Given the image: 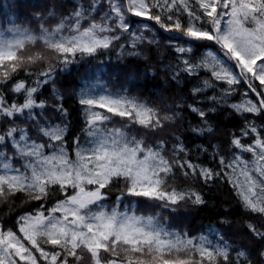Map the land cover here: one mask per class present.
Here are the masks:
<instances>
[{"label":"snow or ice","instance_id":"snow-or-ice-1","mask_svg":"<svg viewBox=\"0 0 264 264\" xmlns=\"http://www.w3.org/2000/svg\"><path fill=\"white\" fill-rule=\"evenodd\" d=\"M35 15L41 21L38 32L17 27L7 29L8 35L0 31V200L17 193L29 201H44L57 192L63 198L50 208L42 203L34 212L18 216L15 230L0 223V264H85L86 260L88 264H256L248 248L234 247L222 236L213 244L204 235L169 231L156 217L136 215L127 205L124 211L118 206L107 210L103 201L113 185L122 182L117 205L124 196L160 202L173 211L181 204H205L199 191L170 182L179 169L185 179L199 178L205 184L226 177L243 208L264 217V124L257 126L246 118L264 117V0H75L66 15L58 16L55 5L47 15ZM134 18L152 21L172 34L162 39L186 45L175 47L179 63L172 69L173 79L180 72L210 74L203 87L192 88L193 97L214 88L213 82L228 85L220 96L208 100L227 104L245 120L239 133L231 134V147L238 152L231 159L220 156V171L192 162L182 143L173 146L169 157L166 140L149 142V135L162 132L179 113H162L126 91L92 94L83 86L77 92L87 139L81 144L78 136L73 138L71 155L69 125L64 122L68 110L62 103L54 105L64 118L61 123L46 116L48 104L38 93L52 80L56 66L67 68L77 57L109 50L125 33L136 48L147 37L144 31H131ZM141 28L147 30L149 25ZM148 42L155 43L156 38ZM206 42L217 45L219 53L208 50L193 63L187 54ZM38 64L45 67L32 85L18 78L21 72L34 75L31 68ZM241 82L255 99L247 98L246 92L240 102L227 103L233 86ZM7 92L22 96V102L10 100ZM53 96L63 99L55 90ZM187 107L202 122L193 132L214 131L208 113L215 107L205 111L196 102ZM113 117L124 123L109 127ZM249 137L251 142L245 143ZM243 153H250L251 159ZM247 228L255 241L264 243V228L250 222ZM258 255L264 264V247Z\"/></svg>","mask_w":264,"mask_h":264},{"label":"trees","instance_id":"trees-1","mask_svg":"<svg viewBox=\"0 0 264 264\" xmlns=\"http://www.w3.org/2000/svg\"><path fill=\"white\" fill-rule=\"evenodd\" d=\"M75 0H0V31L7 28L18 27L29 28L38 32L41 21L36 18V13L47 15L52 6L59 14H67L73 9ZM45 5L48 7L46 8ZM63 5V7H61ZM57 16V18H58ZM99 19V17H97ZM131 31H144L145 39L136 48L130 46V35L123 34L121 40L114 43L109 50H102L92 57H77L75 63L64 68L57 65L53 73V78L46 85L42 86L38 93L40 100H45L48 107L44 110L52 123H61L64 118L55 111L54 105L62 103L68 110L66 122L69 125L67 135V146L70 155L74 145L73 138L79 137L81 144H84L87 137L82 132L84 128V116L82 108L78 104L77 92L88 86L92 93L101 88L109 93H124L132 97H137L142 102H147L151 106L158 107L163 112L179 113L176 120L168 124L162 132L149 135L148 140L155 143L156 139L163 138L167 141L166 154L171 157L173 146L182 143L187 149L188 158L204 167H209L215 171H220V156L231 159L234 150L231 147V134H238L243 127L245 117L235 114L227 104H213L208 97L220 96L222 90L228 85L213 82L214 88H207L197 96H192L193 87H203L202 81L209 79L210 74L201 70L198 75L190 76L180 72L176 79H173L178 61V54L175 52L177 44L186 46L182 40L169 42L161 37L172 34L163 32L152 21L134 18ZM56 22L52 19L47 26L51 27ZM149 25V29L141 28V25ZM153 37L155 43H149ZM120 45H124L121 49ZM208 50L219 53V48L212 42H206L193 48V52L187 54L195 63ZM138 53L132 55L131 53ZM231 63V62H228ZM43 64L34 65L31 71L35 73L27 77L24 72L19 74V79H25L32 85L38 79L39 72L44 70ZM42 79V78H41ZM11 85H9L10 87ZM235 92L228 97L227 103L240 102L247 92L248 96L255 99L247 85L241 82L234 85ZM59 92L63 99L58 101L54 98L53 92ZM6 95L10 100L22 102L23 97L10 92ZM198 103V106L208 111L215 107V112L208 113V124L213 128L212 133L204 132L198 134L192 128L202 126L200 118L188 109L187 105ZM179 105V107H177ZM36 111H40L37 109ZM248 120L253 121L257 126L264 124V117L256 118L247 115ZM23 117L17 120L20 123ZM124 123L119 117H113L108 126L119 127ZM134 131L143 133V129L132 126ZM178 138V139H177ZM245 143H250L251 138H244ZM219 153L218 155L216 153ZM243 157L249 159L250 153H243ZM180 158L184 153L179 154ZM176 187L180 189L194 188L199 191L205 204L193 206L181 204L175 211L171 208H164L160 202L149 201L145 198H134L124 196L122 202L117 205L116 197L120 194L122 182L113 185L111 193L103 201L107 210L117 207L118 210H125L128 206L130 212L136 215L154 216L166 228L180 233H187L189 236L206 234L214 242H219L221 236L234 247L243 245L251 251L252 258L256 264H260L259 250L264 247V243L255 241L247 228V224L253 223L257 227L264 228V217L246 211L239 198L235 194L232 186L227 182V178H217L207 184L199 178L185 179L176 169L174 181ZM63 197L57 192L44 201H29L23 193H17L9 200H0V223L4 227H11L15 230L16 219L25 212H34L43 203L45 208H50L57 199ZM50 247V246H49ZM37 255H39L37 253ZM43 264V262H41ZM88 264V261H85Z\"/></svg>","mask_w":264,"mask_h":264},{"label":"rangeland","instance_id":"rangeland-1","mask_svg":"<svg viewBox=\"0 0 264 264\" xmlns=\"http://www.w3.org/2000/svg\"><path fill=\"white\" fill-rule=\"evenodd\" d=\"M12 28V27H11ZM18 28V27H17ZM7 29H9V28H7ZM7 29L6 30H4L3 32H5V34L6 35H8V34H10V33H8L7 32ZM92 94H108V92H106L105 90H103V89H100V90H98L97 92H95V93H92ZM247 98H252L251 96H248ZM252 99H254V98H252ZM235 103H238V102H235ZM245 158V157H244ZM245 159H247V158H245ZM251 159V157L249 158V160ZM120 211H124V210H120ZM139 216H142V215H139ZM145 217H147V216H145ZM165 228H166V225H163ZM166 229H168V228H166ZM169 231H174V230H170V229H168ZM174 232H177V231H174ZM180 233V232H179ZM201 235H204V236H207L206 234H200V235H198V236H191V237H200ZM208 237V236H207ZM209 238V237H208ZM210 239V238H209ZM211 240V239H210ZM212 242H213V244H216L217 242H214L213 240H211Z\"/></svg>","mask_w":264,"mask_h":264}]
</instances>
